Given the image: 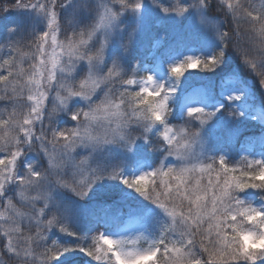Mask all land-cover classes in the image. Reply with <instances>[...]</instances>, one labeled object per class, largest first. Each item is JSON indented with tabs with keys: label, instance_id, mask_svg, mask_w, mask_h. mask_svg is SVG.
I'll return each mask as SVG.
<instances>
[{
	"label": "snow or ice",
	"instance_id": "snow-or-ice-1",
	"mask_svg": "<svg viewBox=\"0 0 264 264\" xmlns=\"http://www.w3.org/2000/svg\"><path fill=\"white\" fill-rule=\"evenodd\" d=\"M13 12L0 264H264V0Z\"/></svg>",
	"mask_w": 264,
	"mask_h": 264
},
{
	"label": "rangeland",
	"instance_id": "rangeland-1",
	"mask_svg": "<svg viewBox=\"0 0 264 264\" xmlns=\"http://www.w3.org/2000/svg\"><path fill=\"white\" fill-rule=\"evenodd\" d=\"M15 16L17 17H19V18H17L18 19V21H21L20 19L22 18V19H28L29 17H28V15L26 16L24 13H19V12H13V13H11V14H9L6 18H4V17H0V22L2 21V20H4V19H7V18H11V19H15ZM59 235H62V234H59ZM58 237H56V236H54V237H52V239H57ZM143 246H146V244L145 245H143Z\"/></svg>",
	"mask_w": 264,
	"mask_h": 264
},
{
	"label": "trees",
	"instance_id": "trees-1",
	"mask_svg": "<svg viewBox=\"0 0 264 264\" xmlns=\"http://www.w3.org/2000/svg\"><path fill=\"white\" fill-rule=\"evenodd\" d=\"M25 15L27 16V14H25ZM17 18H19V17H18V16H17V17L15 16V19L7 18V19L2 20V21L0 22V30H2L3 25H4L5 23H7V22H9V21H13V20L18 21ZM20 20L23 21V20H26V19H22V18H21ZM85 259H87V258H85Z\"/></svg>",
	"mask_w": 264,
	"mask_h": 264
}]
</instances>
